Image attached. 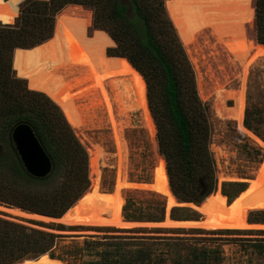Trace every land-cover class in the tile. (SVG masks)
Returning a JSON list of instances; mask_svg holds the SVG:
<instances>
[{"label": "rangeland", "instance_id": "obj_1", "mask_svg": "<svg viewBox=\"0 0 264 264\" xmlns=\"http://www.w3.org/2000/svg\"><path fill=\"white\" fill-rule=\"evenodd\" d=\"M18 1L0 0V21L12 23L15 20ZM234 11V22H241V31L244 32L239 38L247 43L256 42L253 0H249L248 5H236ZM61 12L79 18L85 24L87 36L98 30L91 28L92 11L87 6L68 4ZM225 40L217 35L212 26L205 25L195 31L191 42L182 44L195 74L198 96L209 107L210 150L215 159L218 179L213 195L221 198L219 203L230 204L255 180L264 185V139L261 135L264 123L259 122L261 117L264 118V56L247 58L249 63L246 62L244 66L243 60L225 45ZM113 45L114 42L109 38L105 53L106 48ZM134 73V77L118 75L109 78L99 92V98L91 100L93 104L87 98L76 100L81 126L73 127L87 151L88 188L92 180L98 178L100 189L110 192L114 189L118 168L126 174L129 185L121 191L120 204L123 224H79L66 219L62 220L69 223H60L2 201L0 218L60 235L52 252L62 258L59 260L63 264H90L101 260L105 254L113 253L117 245L126 251L141 246L156 252L162 250L167 259L166 264H172L171 256L178 253L186 255L193 246L216 249L222 264H264V254L254 243L256 239H264V233L257 231L264 229V188L250 193V197L247 196L226 216L228 222L242 223V226L206 228L199 224L163 225L157 224L158 221L126 218L127 215H154L163 204V219L167 216L171 219H184L182 221H199L204 216L200 208L206 207L203 201L196 206L198 208L184 205L166 211L165 196L151 187L156 172H161L165 161L158 151L156 126L148 106L146 82L141 74L135 70ZM78 91L75 89L73 93ZM241 95L242 118L238 123L237 104ZM84 107H87L86 110ZM248 112L251 114L252 126H257L256 130L245 125ZM118 143L121 151L118 150ZM255 149L259 152L256 153ZM253 195L257 196L251 199ZM111 211L110 203L99 200L87 208L86 212L110 216ZM59 224L67 227L59 228ZM35 258H27L16 264H30Z\"/></svg>", "mask_w": 264, "mask_h": 264}, {"label": "trees", "instance_id": "obj_2", "mask_svg": "<svg viewBox=\"0 0 264 264\" xmlns=\"http://www.w3.org/2000/svg\"><path fill=\"white\" fill-rule=\"evenodd\" d=\"M165 1L22 0L15 20L0 22V201L28 212L59 217L90 184L87 151L62 108L44 91L29 88L13 68L15 49L30 48L51 38L56 15L68 4L89 7L91 28L105 31L114 42L106 48V54L126 58L143 76L158 151L165 161L161 178L173 194L181 201L200 204L217 189L209 107L198 96L191 62ZM253 7L255 39L264 44V0H253ZM261 121L264 123V118ZM20 122L32 127L53 162L51 173L44 178L31 176L15 151L11 130ZM244 122L256 130L249 112ZM261 135L264 139V126ZM163 214L161 204L154 215L126 218L160 221ZM257 231L264 233V229ZM58 237L0 218V264H16L45 253L61 260L52 252ZM254 243L264 254V239ZM163 253L147 246L126 251L117 245L113 253L90 264H166ZM171 260L172 264H222L216 249L196 246L186 255L171 256Z\"/></svg>", "mask_w": 264, "mask_h": 264}, {"label": "bare ground", "instance_id": "obj_3", "mask_svg": "<svg viewBox=\"0 0 264 264\" xmlns=\"http://www.w3.org/2000/svg\"><path fill=\"white\" fill-rule=\"evenodd\" d=\"M248 1L166 0L165 5L183 44L187 45L195 31L197 32L199 28L210 25V27L212 26L216 30L217 35L221 39L226 38L225 45L236 57L241 61L243 60L245 66L250 54H253L252 56H264V44L252 41L247 43L246 40L239 38L244 33L241 31L242 25L241 22H234L236 5H240V3L242 5H248ZM86 33L85 24L80 22L79 18L67 12H61L56 16L54 33L51 38L30 48H17L13 54V68L16 74L25 78L29 87L46 91L60 105L65 116L74 128L81 126L76 100L87 98L91 101L99 98L98 94L102 91L109 78H114L118 75L135 76L134 68L125 58L106 55L105 45L107 44L109 36L105 31L95 30L91 36H87ZM70 75H75L76 77L70 78ZM83 86L86 87L84 88ZM75 89H79V91L73 93ZM116 98L113 99L116 100ZM91 103L93 104L92 101ZM84 108L86 110L87 107ZM241 116L242 95L239 97L237 104L238 123L242 118ZM116 139H119L118 134L116 135ZM118 150L121 151V145L119 143ZM119 157H121L120 154ZM118 169L120 170V168ZM119 170L117 171L115 185L112 191H102L98 178L92 180L90 187L65 211L61 218L79 224H123L120 215L121 191L128 187L129 181L125 176L126 174ZM158 171L156 172L151 187L165 196L167 199V207L173 206L176 202L175 195L172 193L170 187L162 180L161 172ZM263 186L255 180L246 191L241 193L230 204L219 203L221 198L211 193L203 200V205L206 207L200 208L204 213L201 220L182 221L184 219L171 220L167 218L166 223L180 226L199 224L206 228L242 226L240 225L242 223L232 224L228 222L226 216L250 193L260 191L264 188ZM99 200L106 201L112 205L110 216L96 212H86L87 208ZM220 206L221 209H219ZM15 210L25 214H31L22 210ZM30 264L63 263L59 259H53L46 254H42L36 257Z\"/></svg>", "mask_w": 264, "mask_h": 264}, {"label": "water", "instance_id": "obj_4", "mask_svg": "<svg viewBox=\"0 0 264 264\" xmlns=\"http://www.w3.org/2000/svg\"><path fill=\"white\" fill-rule=\"evenodd\" d=\"M0 22L1 23H8V22H4L2 20ZM252 55L253 54H250L249 58H252V59L255 58V56H252ZM122 58H124V57H122ZM131 66H132V64H131ZM11 139H12L14 148H15L25 170L31 176L36 177V178H44L51 173V171L53 169V162H52L51 158L49 157V155L44 150V148L41 145L40 141L38 140L36 134L34 133L32 127L28 123L20 122V123L16 124L11 130ZM175 198H176V196H175ZM175 204L176 205L167 207V199H166L165 208H168V209H166V211L171 209L174 206H184V205L199 206V204H196V203H193L190 201H181V200H178L177 198H176ZM35 214H37V213H35ZM37 215L44 217V218H51V219L53 218L54 220L59 221L60 223H67L66 221L62 220V218H61L62 215L59 217H50V216H45V215H41V214H37ZM166 219H167V216H165L163 220L158 221L157 224L167 225L168 223H166ZM168 219H171V218L168 217ZM171 220H181V219H171Z\"/></svg>", "mask_w": 264, "mask_h": 264}]
</instances>
